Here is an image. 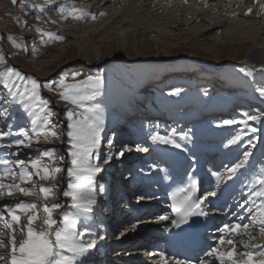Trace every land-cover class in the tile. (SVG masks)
<instances>
[{
  "label": "snow or ice",
  "instance_id": "6c2138e0",
  "mask_svg": "<svg viewBox=\"0 0 264 264\" xmlns=\"http://www.w3.org/2000/svg\"><path fill=\"white\" fill-rule=\"evenodd\" d=\"M12 4H16L17 0H11ZM48 3V0H45ZM259 3L260 14H264V3ZM39 13H44L45 8L42 5H34ZM61 20L69 18L73 20H82L87 17L96 18V14L90 13L86 9H78L72 3H64L56 9ZM252 8L248 9L246 14H250ZM104 15V13H100ZM41 19L39 15L35 17ZM56 23L55 20L51 21ZM41 33V38L47 37L44 43L53 41H63L64 37L57 35L54 32H46L42 29H36ZM4 37H0L3 39ZM6 39L16 48H24V44L17 43L11 36L7 35ZM0 64L6 65L0 69V102L9 106L18 105L31 119L33 129H38L36 132V142L40 138L60 139L63 133L57 131V124L53 122L52 116L55 114L51 105L50 99H45L41 96V88L48 89L58 96L60 101L73 107L66 109L67 125L66 136L67 143L70 145L68 156L70 157V166L67 168V187L59 193L63 197L69 198L68 210L55 216L61 209V203H45L38 206L32 202L17 201L13 205H4L0 209V237L7 236V245L5 240L0 238V248L10 245V249L0 254V262L2 264H92L91 254L97 247L96 239L85 241L86 236H92V215L94 206L97 204V193L106 191L104 185L100 184L97 187V177L105 169L103 165L109 164L113 159L112 154H101L102 142L106 139L104 133L105 119L103 109L98 104L89 105L86 102L93 100L101 94L104 86V78L102 74L86 75L80 79V73L63 74L59 80L51 83H41L34 77H28L18 71L16 68L7 66L8 61L5 56L0 55ZM240 72L246 76H253V69L240 68ZM264 73V67L259 70ZM69 78L71 83H69ZM255 91L261 98H264V86L257 87ZM180 89H176L170 95H179ZM81 109V111H77ZM5 116L8 115V109L3 108ZM38 110V111H37ZM247 120L242 121L247 127V121L261 122V117L264 113L252 115L246 114ZM224 125H232L237 123L235 120H224ZM9 129L11 125L8 126ZM251 132L255 133L256 128H251ZM11 132L0 131V141L6 136L11 135ZM16 135L23 137L17 139L14 144L17 148L24 146L30 147L32 138L24 128H20ZM172 133L161 135L159 132L151 134L150 139L153 144L172 145L176 148H181V144L172 138ZM186 135L182 139H186ZM240 134L236 135L228 141V145L237 144L241 140ZM28 143H25V141ZM251 148L256 145L252 140H249ZM227 146V145H226ZM13 144L0 143V148H12ZM107 147H114L113 139L107 138ZM139 150V146H137ZM147 150V149H145ZM132 151L128 145H123L117 150V155L123 157L125 153ZM18 155V153H13ZM252 152L245 150L243 159L227 168V175L221 176L215 174L217 180H231L240 170L244 168L250 160ZM43 157L53 161L52 166L42 164L40 159L31 160V168L35 171H30L25 160L17 161V170L11 166L7 159H0V163L6 167L0 170V197L7 194L12 196L19 192L24 196L37 194V191L43 194V198L48 200L50 197L58 195L56 189L59 184L53 183L50 186L41 185L38 189L35 187H27L29 182L35 177L40 181H56L61 168L57 166V161H63V155L57 156L55 149L45 150ZM5 181H10L6 183ZM189 186L178 187L171 197L169 205L170 215L157 216V222L170 221L173 228H179L182 224L194 216H208V211L203 207V204L209 197H215V191L208 192L202 197H196L194 186L196 181L191 175L188 177ZM249 183L254 187L252 195L259 199V203L254 207L246 209L247 217L233 212L236 217L235 221L224 223L217 231L221 234L218 237L215 246L211 247L210 251L205 253L204 259H198L196 264H213L214 261L218 264H264V246L260 244H252L253 240L264 241V167L251 175ZM139 200H144V196L138 197ZM245 204L249 201L245 200ZM244 208V204L238 205ZM42 211V215H41ZM21 217L26 218V223H22ZM247 218L248 222L243 221ZM37 222L39 226L37 227ZM136 224H131L130 228H125L120 233L124 236L128 231L134 230ZM259 230L258 237L253 236L252 232ZM20 232L23 239L17 241L15 233ZM248 239L244 241V250L236 251V238ZM103 240L105 237H98ZM228 245L227 249L222 246ZM256 249V251H253ZM239 256V259L234 257ZM154 264H192L190 259H179L174 256L166 255L163 251L158 254V259Z\"/></svg>",
  "mask_w": 264,
  "mask_h": 264
},
{
  "label": "rangeland",
  "instance_id": "374dc122",
  "mask_svg": "<svg viewBox=\"0 0 264 264\" xmlns=\"http://www.w3.org/2000/svg\"><path fill=\"white\" fill-rule=\"evenodd\" d=\"M43 1L44 0H17L16 4H12L11 0H0V37H4L0 39V55L5 56L8 64L12 65L11 67L16 68L25 76L34 77L41 85L46 82L51 83L57 81L61 75L65 73H80V79H83L86 75L102 74L105 83L101 90V94L86 103L89 105L98 104L103 108L105 118L111 113H109V108H111V106L109 105V108L105 107L107 103L111 104L113 100L118 101L121 97L123 98V103L126 101V95L123 93V89L127 87V83L124 82V78L127 76L128 79H130L129 76H131L135 79L134 82L138 87H136V94H138V90L145 80H148L149 77L158 75L159 72L156 71L154 66L158 68L161 67V74L163 77L167 78L168 81H172V85L175 84L171 88H168L169 84L164 86L165 88H163V90L166 96H174L170 95V93L176 89H180V94L184 93L185 87L177 85L178 77L172 75L173 72L170 74L171 71L167 69L170 61H179L180 59L191 60V63L195 66L193 73L185 74L188 81L191 80L194 83V94H198L200 97L207 100H211V98L218 96L216 94L218 93L217 91L207 90L204 86H198L201 83V77L203 75L204 78L212 81L222 80L228 85L234 83L233 95L220 94L217 100H233L232 98L238 100L239 98H237V96H252L262 103V105L254 103L256 106L255 109L264 110V98H261L255 91L257 87L264 86V76L254 70L253 76L251 77L239 71L242 67L246 69L250 67L249 63L246 62V57L254 44L259 42V46L264 48V16L254 18L251 14L249 15L251 17L248 18L235 17L229 20L230 22L228 21V23L224 24L225 28L223 27L224 29L221 30L222 32H213L204 35L203 27H209L210 24L219 20V18L209 12L210 10H207L206 14L200 16L201 22H195L190 26L191 21H188L190 17L189 15L186 16V14H188V12L189 14L193 13L192 3L181 6L175 2L177 0H167L169 2L157 0L155 3L142 8L143 3H140V0H138L136 2L137 5H135L136 7L134 6L135 9H133L132 2L128 3L126 2L127 0H124L122 1L124 2L122 5L121 2L116 4L115 1L114 4H116V6H111L110 9L114 11L119 10L121 15L129 14V17L125 20L127 24H124L121 30L123 33L119 35V39L115 30L113 32L111 31V33L110 30L105 29L103 35H100V32L98 34L96 33L97 37L93 41L101 44V55L99 58L92 57L88 59L87 55H89V52H84V49L90 41L87 38L86 41L85 39L79 41L74 40L72 34H65L64 31L62 32V30L66 28L60 27V22L58 20L56 23H52L51 20L59 18L56 15V9L52 10V12L39 13L34 5H41ZM78 2H76V4H82L81 1ZM177 5L179 7H176ZM240 6L242 7L243 5ZM130 8L136 11L138 18L141 17L142 19L135 18L136 14L130 16V14H132L128 12ZM194 11L198 13L197 11H199V9ZM202 12L205 11L203 10L201 13ZM37 15H39L41 19L37 20L35 18ZM107 16L106 14H97L96 20L93 22L97 23L98 19H101L100 22L104 20L107 21ZM212 17H215L214 20ZM224 17L225 16H222L221 19H224ZM209 18H212V20L209 21ZM203 19L206 22L209 21L207 23L208 25L202 22ZM114 22L116 21H113V23ZM235 23H245L246 27H252L253 30L258 32V34H256V39H254V42L250 43L248 47H243V41L238 38L237 40L234 39L231 41L222 39V33L230 28V26H234L233 24ZM109 24L110 22L105 23L106 26ZM38 28L46 32H54L57 35L65 36L64 40L61 42L53 41L44 43L47 37H44L42 40L41 33L36 30ZM258 28L261 30L258 31ZM76 29L78 28H74V30ZM199 30H202V32L200 31V33ZM7 35H11L17 43L22 42L24 48L14 47L12 43L6 39ZM81 35H84L83 31L78 32V36ZM86 35H90V33L88 32ZM123 38L126 39L125 43H121V39ZM4 47L8 48L9 52L6 53ZM35 61H40L41 63L34 64L33 62ZM244 62L247 63V65L241 64ZM223 65H225L223 68L224 70L220 72L219 69L220 67L222 68ZM111 71L115 73L117 81H111L108 78ZM129 73L132 75H129ZM68 82H72L70 78ZM41 96L51 101L50 106L55 113L52 116V120L57 124V131L63 133L60 139L45 140L40 138L37 143L36 132L38 129H33L31 124L32 117L23 110H20V112L19 109H14L16 106L15 104L9 106L2 102H0V131L12 133L6 136L4 140H10L13 146H15V140L23 139V137L16 135L20 128H24L28 132L29 136L32 138L31 146H21L20 149L16 148L18 150H13V153H18V155H12L14 161H16V165L18 160H25L30 171H35L31 168V160L33 159H40L42 164L52 166L53 161L43 157V152L45 150L55 149L57 156L63 155L65 157L63 161L56 162L57 166L61 168V172L58 174L56 181H40L34 177L28 185H25L38 189L41 185L50 186L53 183H57L59 184V187L56 189L58 195L45 200L43 194L38 191L37 194L31 196H24L17 192L14 196L5 194L0 197V200L7 201L4 205H13L17 202V199H21L19 201H29L38 206H42L45 203H61V209L58 210L57 213H54L55 216H59L60 213L68 210V204L70 203L69 198L63 197L59 195V193L67 187L68 177L66 172L67 168L70 166V157L67 153L70 145L67 143L66 125L68 121L65 112L66 109L73 106L60 101L57 95L43 87L41 88ZM3 108L8 109L7 116L4 115ZM77 111L79 112L81 109H77ZM246 114L256 115L253 114L251 110ZM257 124L259 123L253 121V128ZM9 125H11L10 129L8 127ZM25 143H28V141L26 140ZM114 173V171L111 172L112 175H115ZM9 182L10 181H7V183ZM42 214L41 211V215ZM21 220L22 223H26L25 217H21ZM36 226H39V222H37ZM16 233L19 234L17 235L18 237H16L17 241L24 238L20 232ZM0 238L4 239L7 245L8 237L4 236ZM9 249L10 245L0 248V254L6 253ZM0 264H2V262H0Z\"/></svg>",
  "mask_w": 264,
  "mask_h": 264
},
{
  "label": "bare ground",
  "instance_id": "6f19581e",
  "mask_svg": "<svg viewBox=\"0 0 264 264\" xmlns=\"http://www.w3.org/2000/svg\"><path fill=\"white\" fill-rule=\"evenodd\" d=\"M45 1V0H44ZM41 2V5L45 8V12H52V10H55V9H57V7H59V5H61V4H64V3H72V4H74V6L76 7V8H78V9H86L87 11H89L90 13H94V14H99L100 15V13H104V14H106V15H108L107 16V21L106 20H104L103 22H100L101 21V19H98V21H97V23L96 22H93V21H95L96 19H92L91 17H87V18H85V19H82V20H73V19H71V18H69V19H67V20H61L60 19V17H59V14H58V11H56V15L59 17V18H57V19H55V21H59L60 22V27H64V28H66L65 30H62V32L64 31L65 32V34L67 33H69V34H72V36L74 37V40H77V41H79V40H81V39H85V41L88 39L89 41H90V43L86 46V48L84 49L85 51L84 52H89V55H87V58L89 59V58H92V57H94V58H99L100 57V55H101V51H100V46H101V44H98V43H95V41H93L96 37H97V35H96V33L98 34L99 32V34L100 35H103L104 34V31H105V29L106 30H110V32L112 31H116L117 33V35H118V39H119V35H121V33H123V31H121L122 30V28H123V26H124V24H127L126 23V19L129 17V14H126V15H121L120 14V12H119V10H116V11H114V10H112V9H110V7L111 6H116V4H119L120 2H121V4L123 5V3L124 2H122V1H124V0H74V2H73V0H48V3H45V2ZM78 1H81L82 2V4L80 5H78V4H76V2H78ZM116 1V4H114V2ZM135 1V2H134ZM127 0L126 2H132V5H133V7L135 6V5H137L136 4V2L138 1V0ZM157 0H140V3H143V6H142V8L143 7H146V6H148L149 4H153V3H155ZM247 1H249V0H247ZM251 1V0H250ZM80 2V3H81ZM166 2H169V1H166ZM175 2H177V4H179V2H178V0L177 1H175ZM207 2L209 3L208 4V8L207 9H205L206 11L205 12H202L201 13V11H203L202 10V5H200V8H198L199 9V11H197L198 13H196L194 10H193V14L192 13H190L189 14V12H188V14H186V16H188L189 15V17H190V19L188 20V21H191V24H190V26L192 25V24H194L195 22H198V21H200L201 22V19H200V16L201 15H203V14H206L207 13V10H210L209 12H211V13H213V15H216V16H218V18H219V20H217V21H214L212 24H210V26L208 27V26H204L203 27V34L205 35V34H210V33H213V32H222L221 30L222 29H224L225 28V26H224V24L225 23H228V21L229 20H232L231 18H227L228 16H231V15H233L234 14V12L237 10V8L239 7V6H237L238 4H240V5H243L242 7H240L241 9L240 10H238V11H236L237 12V14H238V16L239 17H242L243 15H244V12H245V10L247 9V5H250V4H247L246 2L244 3L243 2V0H232V1H227L228 3H225L224 1H220V0H207ZM79 3V2H78ZM238 3V4H237ZM250 3H252V1L250 2ZM130 6V5H129ZM199 6V5H198ZM197 6V7H198ZM136 7V6H135ZM135 7L133 8V9H135ZM176 7H179L178 5L176 6ZM192 8H194V7H192ZM248 8H249V6H248ZM114 9H116V8H114ZM258 10H259V5L257 6V8L255 7V10H253V12L254 13H257L258 12ZM154 11H156V10H154ZM173 11H175V10H173ZM191 11V10H190ZM55 12V11H54ZM128 12H131L132 14H130V16H134L135 14H136V16H135V18H138V14L136 13V11L134 10H132L131 8L129 9V11ZM127 12V13H128ZM48 15H50L49 13H47ZM121 15V16H120ZM185 15V14H184ZM222 16H225L226 18H224V19H221V17ZM49 17V16H48ZM211 17V16H210ZM251 17V16H250ZM188 18V17H187ZM213 18V20H214V18L215 17H212ZM212 18L210 19H208L209 21H211L212 20ZM248 18V17H247ZM109 19V20H108ZM138 19H142L141 17H139ZM51 21H53V20H51ZM110 22V24L109 25H105V23L107 22V23H109ZM113 21H116V22H114L113 23ZM128 21V20H127ZM208 21V22H209ZM89 22V23H88ZM93 22V23H92ZM202 22H205L206 24L208 23V22H206V21H204V19L202 20ZM230 22V21H229ZM112 23V24H111ZM88 24V25H87ZM201 24V23H200ZM231 24V23H230ZM55 25V24H54ZM208 25V24H207ZM234 26H230V28H228L224 33H222L223 35L221 36L222 37V39H224V40H229V41H231V40H234V39H236L237 40V38L238 39H241L243 42H242V46L244 47V46H249V44L250 43H253L254 42V39H256V34H258V32L256 31V30H253V28L251 27H246L245 26V23L244 24H237V23H235V24H233ZM189 27V26H188ZM224 27V28H223ZM63 28V29H64ZM74 28H78V29H76V30H74ZM116 28V29H115ZM101 29V30H100ZM83 31L84 32V35H81V36H78V32L79 31ZM261 29L260 28H258V31H260ZM202 32V30H199V32ZM90 33V35H86L87 33ZM111 32V33H112ZM200 32V33H201ZM96 35V36H95ZM65 37V36H64ZM87 38V39H86ZM124 39V40H123ZM123 39H121V43H125V41H126V39L125 38H123ZM58 42H61V41H58ZM31 52V51H30ZM34 52V51H33ZM31 54V53H30ZM264 48L263 47H260L259 46V42L258 43H256V44H254V46L251 48V51L248 53V56L246 57V62L247 63H249V65H250V67L249 68H253V70L254 71H256V72H259V70L261 69V67H264ZM180 61H181V63H184V64H187L188 62L189 63H191L192 61L191 60H186V59H180ZM188 61V62H187ZM34 64H38V63H41L40 61H35V62H33ZM43 63V62H42ZM42 65V64H41ZM183 67H186V66H183ZM260 68V69H259ZM188 69V68H187ZM116 75H117V73H116ZM129 75H132V74H130L129 73ZM110 79L111 80H117V78L115 77V73L113 72V71H111L110 72ZM121 78V77H120ZM123 78V77H122ZM129 78H130V76H129ZM124 82L125 83H127L128 84V86H127V89L124 91V94H126L127 95V97L129 98V99H132V96H133V93H135V83H134V81H130V79H128V77L126 76L125 78H124ZM124 84V83H123ZM200 85H205L204 83H200ZM200 85H198L199 87H200ZM137 86V85H136ZM125 88V87H124ZM124 90V89H123ZM114 97V96H113ZM112 98V97H111ZM113 99V98H112ZM134 99V98H133ZM125 100V99H124ZM114 101V100H113ZM126 103H127V101H126ZM109 104V103H108ZM108 104H106V106L105 107H107V108H109V105ZM117 105H119V104H121V102H118V103H116ZM128 108L130 107V104L128 105H126ZM106 108V109H107ZM127 108V109H128ZM116 109H118L119 110V107L117 106V108ZM127 109H125V110H127ZM114 109H111V112L113 111ZM110 112V111H109ZM135 117V116H134ZM207 118H209V117H207ZM104 119H105V115H104ZM203 119H205L204 117H203ZM181 123H184V120L182 119L181 120ZM184 125V124H183ZM185 125H187V124H185ZM184 125V126H185ZM157 130L158 131H160L161 132V130H160V128H157ZM105 132V131H104ZM167 133H178L177 131H175V130H168V131H166ZM161 133H163V132H161ZM167 133L165 134V135H167ZM104 133H102V135H103ZM186 134V132L184 131V130H182V135H185ZM105 165H103V167H104ZM113 171H115V170H113ZM103 173V172H102ZM115 175H112L111 173L109 174L110 175V177H116V180L117 179H119L120 181L122 180V176L121 175H119L118 174V172L117 173H114ZM119 175V176H118ZM98 182H97V187H98ZM106 185V184H105ZM105 187V186H104ZM102 195V193H97V200H99L100 199V197H99V195ZM14 196V195H13ZM20 197V196H19ZM19 200H21V199H19ZM18 199H17V201H19ZM16 201V200H15ZM14 201V202H15ZM101 201V200H100ZM29 202V201H28ZM102 202V201H101ZM4 203L5 202H3V203H0V208H2L3 207V205H4ZM6 204V203H5ZM10 204V203H9ZM101 210V209H100ZM102 211V210H101ZM106 212V211H105ZM106 217H108V215L106 216ZM100 220H101V217H100ZM105 221L106 220H102V224H104L105 223ZM123 230V229H122ZM21 234V233H20ZM18 234H16V237H18L17 236ZM88 240V238L87 237H85V241H87ZM119 241H121L122 239L120 238V239H118ZM118 240L116 241V240H114V242H116V243H118ZM260 242H262V243H264V241H260ZM251 243L252 244H257L258 243V241H251ZM121 245L119 244L118 245V247H120ZM123 249V248H122ZM122 249H117V250H115V251H117V252H119V251H121ZM227 249V248H226ZM114 251V252H115ZM1 252V251H0ZM134 255H136V254H132V255H124L125 256V258H126V260H123L122 261V263L123 264H127V263H129V264H136V263H134V262H130V261H128V258L129 257H131V259H133L132 261H135V259H138L136 256H134ZM121 257H123L122 256V254H121V252H120V254H119V258H121ZM124 258V257H123ZM118 260V259H117ZM138 264V263H137Z\"/></svg>",
  "mask_w": 264,
  "mask_h": 264
}]
</instances>
